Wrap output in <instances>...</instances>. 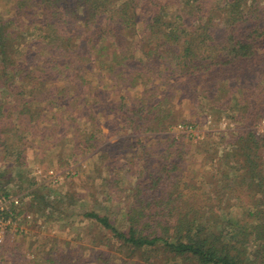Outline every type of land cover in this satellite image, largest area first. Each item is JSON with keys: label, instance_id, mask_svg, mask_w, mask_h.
<instances>
[{"label": "trees", "instance_id": "trees-1", "mask_svg": "<svg viewBox=\"0 0 264 264\" xmlns=\"http://www.w3.org/2000/svg\"><path fill=\"white\" fill-rule=\"evenodd\" d=\"M263 112L264 0H13L0 15V179L24 166L17 145L37 143L94 151L107 177L133 166L114 178L126 183L115 217L85 212L90 244L29 255L1 242L0 264H264ZM221 113L242 127L231 148L200 142L195 158L172 129Z\"/></svg>", "mask_w": 264, "mask_h": 264}, {"label": "rangeland", "instance_id": "rangeland-1", "mask_svg": "<svg viewBox=\"0 0 264 264\" xmlns=\"http://www.w3.org/2000/svg\"><path fill=\"white\" fill-rule=\"evenodd\" d=\"M12 4L13 0H0V15L4 13L6 16ZM185 105L182 103L179 108L184 110ZM228 113H221L218 120L208 114L202 123H183L172 130L177 136L180 135V138L184 137L189 141L186 151L194 154L195 158L198 157L196 144L200 142L224 151L231 148L227 142L235 141L232 131H236L238 127L242 128L241 125L236 126L237 121L226 115ZM80 121L78 118L79 125H82ZM84 126L87 128L85 124ZM102 130L104 134L108 132L105 127H102ZM252 130L262 138L264 143V112L258 117ZM117 137L118 135L109 133L108 140L112 141ZM72 144L73 142L66 145ZM21 148V145H17L12 155L17 156L21 151L24 156V166L20 168L15 165L13 171L7 173L11 178L9 182L5 183L3 179H0V191L15 194L20 200L18 206L24 207L23 211L27 214L20 211L21 207H13L17 213L14 217L17 227L12 235L2 241L3 246L10 248L20 243L22 244L21 249L26 250L30 255L33 250H41L43 244L47 247L50 243L59 245L60 242L67 240L71 245L90 244L93 236H99L100 232L97 231V225L91 223L92 219L85 217L84 214L97 211L105 212L111 218L116 216L118 208L121 209L123 206L124 193L121 188L126 183L115 184L114 178L121 176L123 179V176H127L125 165L133 166L128 163L130 157L127 156V161L122 159L117 162L112 173H109L107 177V171L104 170L105 161L100 160L97 154H93L94 151L91 153L78 151L76 156L71 157L68 155L69 146H66L62 153L60 147L45 150L41 143L32 147L27 145L26 150ZM262 153L264 155V151ZM7 156L6 162L13 159ZM190 156L187 154L185 159ZM102 169L103 171L99 173L98 171ZM96 177H104L105 180L101 182L100 179L95 180ZM38 194H45V198L50 202L44 205L43 213L47 216L38 210L40 206L35 203L38 202ZM26 215L28 217H23ZM246 257L249 258V254H246ZM251 260L254 262L253 257L249 259Z\"/></svg>", "mask_w": 264, "mask_h": 264}, {"label": "built area", "instance_id": "built-area-1", "mask_svg": "<svg viewBox=\"0 0 264 264\" xmlns=\"http://www.w3.org/2000/svg\"><path fill=\"white\" fill-rule=\"evenodd\" d=\"M19 204L20 200L15 194L0 191V242L15 232L17 226L14 217L17 213L13 207H18ZM25 217H28V215Z\"/></svg>", "mask_w": 264, "mask_h": 264}]
</instances>
